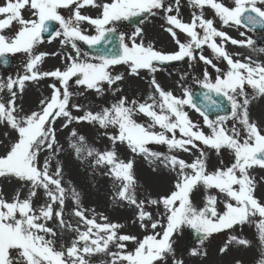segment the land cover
Here are the masks:
<instances>
[{"label": "snow or ice", "instance_id": "1", "mask_svg": "<svg viewBox=\"0 0 264 264\" xmlns=\"http://www.w3.org/2000/svg\"><path fill=\"white\" fill-rule=\"evenodd\" d=\"M179 2L174 0L173 6L167 0H6L0 5V62L7 65L8 54L23 53L27 57L24 74L0 80V91L6 89L9 94L8 100L0 101V123H6L17 133V139L9 144L5 154L0 155V177H15L29 186L28 197L24 199H20L17 193L9 202L0 194V264H88L85 256L98 253L110 256V264H160L168 254L174 255L172 237L183 226L200 234L202 244L214 233L255 223L259 239L264 243V202L255 197L257 182L250 174V170L256 167L264 169V127L250 119V98L246 92L247 86L253 90L254 96L264 97V64L253 63L250 58H246L247 62L234 59L224 46L227 42L251 48L254 41L247 37L245 31L239 32L242 39L232 38L215 27L213 19L205 18L203 14L207 6L222 25L251 31L264 27V0H231L230 5L223 0H189L191 7L200 10L199 13L193 12L190 22L180 18ZM88 6L98 10L96 17L82 14V9ZM61 9L68 10L71 15L67 18L61 15ZM25 11L30 13V18H25ZM158 13L163 14L167 25L165 30L178 46L174 52L165 53L151 43L145 44L142 27H136L131 36L120 33L117 36L120 51L113 54L105 51L91 57L79 46V42L89 48L107 45L117 31V23ZM52 22L59 25V30L50 34L48 42L60 38V44L71 51L63 56V69L39 72L37 66L48 54L35 53L34 49L43 42L42 34L49 32ZM84 23L94 28L95 34H86L82 27ZM14 27V35L5 34ZM177 30L185 34L186 42L179 39ZM205 46L216 59L226 62V71L203 54ZM259 51L264 52V48ZM185 58L190 62L199 59L211 65L217 73L213 80L205 69L203 78L197 80L205 90L202 93L203 107L196 103L189 88L181 85L182 95L176 96L172 91L163 89L153 76V93L145 102L121 96L100 112L86 111L83 116H72L70 107L82 110L80 105L70 103L73 95L70 81L73 78H76L77 86L102 94L104 83L112 88L123 80L121 75H112V66L128 65L130 74L138 75L141 70L155 73L157 64ZM44 77L54 78L59 86L51 84L50 98L42 99L38 110L21 115L23 109H18L16 105L17 89L22 93L26 82ZM223 101L228 102L230 112L210 119L205 109H222ZM186 108L193 109L203 118V124L210 130L208 134L190 119ZM140 114L147 117L150 123L137 122L135 117ZM58 118L65 120V128L73 121H87L103 129L112 128L114 134L108 138L113 145L124 143L133 154L159 160L176 173L174 190L169 194L138 201L132 173L133 161L118 159L114 149L105 152L90 149L87 153L88 157L95 156L94 166L107 167V174L121 181L118 198L136 206L140 226L145 230L150 227L153 234L137 239L132 235L118 234L120 225L106 222V217H101L105 221L103 223L97 222L95 216L89 218L87 210L80 206L79 194L75 190L71 192L76 205L72 216L78 218L83 230L65 221L66 189L63 186L62 165L57 162L52 169V160L61 151L55 128ZM229 121L233 122L231 127L228 126ZM157 127L160 131L155 130ZM70 135L77 137L75 130ZM78 140L83 142L84 138L79 137ZM151 143L166 145L169 153L197 149L200 154L193 162L187 163L176 155L150 151L148 145ZM200 144L218 155L222 149H227L233 156L232 162L226 167L207 171V156ZM71 147L77 154L82 152L79 143H72ZM44 153L48 154V158L41 161L40 156ZM200 186L205 191L204 205L197 208L191 194ZM39 189H43L47 200L36 209L32 198ZM212 189L224 196L222 212L217 210V195L209 194ZM145 205L158 209L162 206L164 212L161 219H154L152 213L145 210ZM257 216L259 219L255 220ZM53 219L58 222L61 231L76 233L71 245L61 250L54 247L57 232L47 226ZM157 228L162 231L156 232ZM49 236L52 239L46 238ZM128 241L135 242L134 250H126ZM232 243L246 246L249 241L230 236L220 252L225 253ZM110 245H115L117 251H110ZM13 252L17 253L15 259ZM197 254L193 250L192 255Z\"/></svg>", "mask_w": 264, "mask_h": 264}, {"label": "rangeland", "instance_id": "2", "mask_svg": "<svg viewBox=\"0 0 264 264\" xmlns=\"http://www.w3.org/2000/svg\"><path fill=\"white\" fill-rule=\"evenodd\" d=\"M6 0H0V5H3ZM168 3H173L174 0H167ZM225 4H231V0H223ZM92 11V12H90ZM95 11V12H93ZM199 13V9H194L190 6L189 0H180L179 2V16L185 22H190L193 12ZM85 15L96 17L98 10L93 7H85L82 9ZM61 15L66 18L71 13L66 9L60 10ZM25 18H30V13L25 11ZM205 18L213 19L214 26L219 30L225 31L229 36L237 40L242 39L239 32L245 31L247 37H250L254 41L253 47L250 48L256 52V58L251 59L253 63L264 64V52L259 51L264 46H258L256 37L253 32L236 26L222 25L219 18L215 16L214 11L205 7L203 10ZM123 22H119L115 25L116 29L126 36H131L136 27H142L143 29V41L145 44L151 43L157 50L165 53H171L178 50V46L173 40L172 36L165 30L167 25L162 13H158L156 16H147L145 20L137 24L135 27L127 28L123 25ZM57 30L59 25L56 23ZM86 30V34H95V30L82 26ZM16 28L12 31L6 32L8 36L14 35ZM198 31H200L198 29ZM178 32V37L182 42H186V36L183 33ZM202 34V33H201ZM59 39L60 38H56ZM49 37L44 38L35 49V53H47L42 61L37 66V71L47 72L53 71L57 68L63 69L65 63L57 64L54 60L50 59L51 47H49ZM53 41V40H52ZM139 43V41H137ZM130 43V41H129ZM219 43V38H217ZM81 42H79V46ZM225 48L234 59L241 58V56L234 55L236 49L240 46L232 45L227 42ZM53 47V46H52ZM55 52L63 51L70 52V48H65L60 44L54 45ZM81 47V46H80ZM82 49V48H81ZM255 49V50H253ZM53 50V51H54ZM83 51V50H82ZM58 53H56L57 55ZM65 54V53H64ZM64 54L62 56H64ZM203 54L213 60L222 71L227 70L226 62L222 59H216L210 49L205 46L203 48ZM14 60V66L8 74L0 73V80L6 81L9 76L15 78L18 74H24V64L26 62V55L23 53L10 54ZM59 57V56H57ZM58 58H55L57 60ZM53 62V63H52ZM51 63V64H50ZM179 67L158 69L155 73L147 70H141L138 75L130 74L128 65L120 64L110 68L112 75H121L123 80L117 82L109 88L104 83L102 85L104 91L102 94H97L94 90H86L81 86L75 84V79L70 81V91L73 93L70 103L78 104L81 106V111H77L75 108L70 107V111L73 117L83 116L86 111H92L94 113L100 112L104 107L110 106L116 102L121 96H126L129 100L137 99L140 102H145L147 97L153 93L151 87V79L153 76L160 86L165 90L172 91L176 96L182 95L181 85L191 88L199 84L198 79L203 78V72L207 69L209 76L214 80L217 75L215 69L211 65H206L199 59L190 62L187 58L179 62ZM58 82L52 77H44L38 81H29L25 83V87L22 93L17 89V108H22L23 113H30L40 108V101L45 98H50L52 89L49 87L51 84ZM246 92L250 98L248 106L249 116L252 121L257 122L261 127H264V97L254 96L253 90L246 86ZM9 99L7 90L0 91V101H6ZM242 99V98H241ZM190 119L198 123L202 130L208 134L210 130L203 124V118L193 109H185ZM137 122L147 124L150 120L143 114L135 117ZM65 120L58 118L55 122L56 138L58 141V147L61 149L57 153L56 157L52 160V169L54 170L57 162L62 165L63 169V186L66 189L64 219L66 222H71L73 227L80 226L83 230V225L80 224L78 218L72 216V210L76 207L73 202L71 192L75 190L79 194L80 206L87 210L86 214L89 218L96 217L97 222L103 223L104 220L101 217H106V222L115 223L120 225L118 234H127L137 237V239H143L145 235L153 234V230L149 227L147 230L140 226V222L137 218L138 209L136 206L129 204L127 201L120 200L118 198V192L121 188V181L115 179L113 176L108 175V168L105 166H94L93 160L95 156L88 157L87 153L90 149L98 152H105L107 150H115L118 159L125 162L133 161L132 173L135 178L136 187L135 195L138 201L147 199H156L160 196L169 194L174 190V182L176 180V173L166 168L159 160H150L143 155L133 154L128 146L124 143H116L115 145L109 140L108 136L114 134V129L100 128L97 124L89 123L87 121L75 122L73 121L68 127H63ZM233 122L229 121V127ZM75 130L77 137H72L70 134ZM156 131H160L157 127ZM7 133V136L5 135ZM171 134H169L170 136ZM83 137V142H79L78 138ZM179 138V132H177ZM17 139V133L10 129L6 123H0V155L5 154L7 147L11 142ZM72 143H79L82 148V152L77 154L71 147ZM199 143V142H198ZM150 151L159 152L164 155L172 154L185 160L187 163L193 162L198 156L199 151L197 149H190L188 152L174 151L169 153V149L166 145H160L151 143L148 145ZM207 156V171L212 172L216 168L226 167L230 165L233 160V156L227 149H222L218 155L214 150L199 145ZM48 158V154H41L40 160L43 161ZM223 161V164H221ZM250 174L255 178L257 182L255 197L264 202V169L256 167L250 170ZM20 194V199L28 197L29 186L24 182L19 181L15 177H0V194L7 200L12 201L16 194ZM211 195H217V210L222 212L224 210V196L219 194L217 190L212 189L209 193ZM205 191L203 186H200L191 194V199L197 208L204 205ZM47 198L43 189L37 191V195L32 198L33 207L38 209L39 206L46 202ZM58 208V205L56 206ZM145 210L152 213L154 219H161L164 212L162 206L159 209L156 206L145 205ZM258 220L257 216L254 218ZM163 223V220H162ZM48 227L53 228L57 232V236L54 240V247L57 250L66 248L71 245L72 240L75 238L76 233L69 230L61 231L58 227V222L53 219L47 223ZM185 227L173 234V249L174 255L168 254L165 261H161L160 264H236L237 261L240 264H262L264 262V243H261L259 239L258 229L255 223H245L244 225L234 226L232 230H224L220 233H214L208 237L202 244L201 242L196 245L192 250L184 249L185 244ZM161 232L160 228L155 230ZM237 236L238 238H244L249 241L246 246H240L235 243L229 245L225 253H221L220 249L228 243L230 236ZM52 239V237H46ZM135 242H126V250H134ZM193 250L198 254L192 255ZM110 251H117L115 245H110ZM13 259L17 256L16 252L12 253ZM88 264H110L111 257L103 253L93 254L91 256H85Z\"/></svg>", "mask_w": 264, "mask_h": 264}, {"label": "water", "instance_id": "3", "mask_svg": "<svg viewBox=\"0 0 264 264\" xmlns=\"http://www.w3.org/2000/svg\"><path fill=\"white\" fill-rule=\"evenodd\" d=\"M144 19H145V16L133 17L129 21H125V26L126 27H134L137 24H139L140 22H142ZM56 29H57L56 23L52 22L50 24V27H49V32L42 34L43 38L49 37L51 33L56 31ZM253 31L255 32L259 43L264 44V27H257ZM119 34L120 33L118 31L113 33L112 34V40L107 45L101 44L97 47H92V48H89L88 45H84L83 49L85 52H88L89 55L94 56V57L98 54L104 53L105 51H107L108 54H113V53L119 52L120 51L119 41L117 39V36ZM0 60H2V58H0ZM7 60H8L7 65L0 62V68L4 72H7L10 69V67L12 66V61L10 60V57L8 55H7ZM175 65H176V63H175V61H173V62H166L163 64H157V67L169 68V67H173ZM204 91L205 90L201 87V85H198L191 92L194 100L201 107H203V105H204V101L202 100V93ZM214 98H216V97H214ZM217 99H220V98H217ZM205 111L207 112L210 119H215V117L217 115H224L225 113L230 112V106H229L227 101H223L222 109H215V110L205 109ZM185 230H186V236H187L185 248L186 249H192L195 245L200 243V234H198L195 230H193L190 227H186Z\"/></svg>", "mask_w": 264, "mask_h": 264}, {"label": "bare ground", "instance_id": "4", "mask_svg": "<svg viewBox=\"0 0 264 264\" xmlns=\"http://www.w3.org/2000/svg\"><path fill=\"white\" fill-rule=\"evenodd\" d=\"M90 12H92V11H90ZM93 12H95V11H93ZM82 14H84V13L82 12ZM97 15H98V12H97ZM97 15H95V16H97ZM91 16L93 17L92 13H91ZM83 25H85V27L88 28L87 23H84ZM89 28H91V27L89 26ZM227 28L230 29V26H227ZM91 29H94V28H91ZM59 41H60L59 39H54L51 43H49L50 45H48L49 47H51L50 59L53 58L52 60H54V62H57V64H61L64 62L62 55L64 53H66L65 49L63 51L55 52L54 45H57L59 43ZM56 53H58V54L56 55ZM234 55H236L238 57L241 56V58H238V59H240L242 62H247L246 58H250V60L253 58H256V52L252 51L250 48H245V47H241V46L238 49H236V51L234 52ZM57 56H59V57H57ZM55 58H58V59L55 60Z\"/></svg>", "mask_w": 264, "mask_h": 264}]
</instances>
